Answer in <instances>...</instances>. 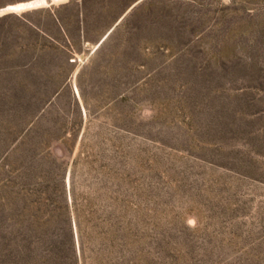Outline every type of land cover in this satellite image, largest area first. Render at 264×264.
Segmentation results:
<instances>
[{
    "label": "rangeland",
    "instance_id": "1",
    "mask_svg": "<svg viewBox=\"0 0 264 264\" xmlns=\"http://www.w3.org/2000/svg\"><path fill=\"white\" fill-rule=\"evenodd\" d=\"M0 264H264V0H0Z\"/></svg>",
    "mask_w": 264,
    "mask_h": 264
}]
</instances>
